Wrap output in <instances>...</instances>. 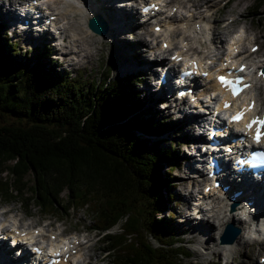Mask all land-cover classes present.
Here are the masks:
<instances>
[{"label": "clouds", "instance_id": "9594fccd", "mask_svg": "<svg viewBox=\"0 0 264 264\" xmlns=\"http://www.w3.org/2000/svg\"><path fill=\"white\" fill-rule=\"evenodd\" d=\"M94 0H0V17L15 13L20 21L8 37L31 32L49 34L47 48L57 71L82 68L110 59L113 40L105 37L88 6ZM117 10H131L138 27L119 39L143 45L138 51L153 67L147 83L159 93L168 83L175 90L158 105L165 118L200 117L186 132L206 142L182 143L180 153L191 160L166 168L172 187L185 199L173 201L176 212L159 213L158 221L175 217L177 224H210L212 231H186L172 243L191 255L177 253L181 264H264V215L242 191L229 192L232 182L245 176L264 184V14L250 17L255 0H111ZM264 13V7L261 8ZM0 37V44H2ZM34 52L31 45H27ZM62 65V68L60 67ZM118 72L112 68L110 80ZM145 81V80H144ZM144 83L138 86L144 89ZM147 95L141 91L142 99ZM177 136L181 133H176ZM225 141V142H222ZM231 164L230 170L223 165ZM227 177L229 184L222 181ZM10 191H14L10 189ZM61 196L64 194L61 193ZM178 205V206H177ZM88 205H85L87 208ZM69 209V213H74ZM31 213V214H30ZM85 224L93 218L84 209ZM128 215L103 231H88L78 216L59 218L40 214L35 201L25 211L22 200L0 202V249L3 242L16 249L13 259L30 253L29 264H109L115 250L99 251L109 235H123ZM135 234H128L131 243ZM152 247L161 244L146 233ZM2 259V255H0Z\"/></svg>", "mask_w": 264, "mask_h": 264}, {"label": "trees", "instance_id": "16d2710c", "mask_svg": "<svg viewBox=\"0 0 264 264\" xmlns=\"http://www.w3.org/2000/svg\"><path fill=\"white\" fill-rule=\"evenodd\" d=\"M263 4L256 0L255 8ZM0 37L2 200L29 190L24 206L35 201L43 214L84 209L100 231L128 215L123 235L100 241L106 244L102 252L115 250L111 264H181L177 253H190L172 248L174 229L167 217L157 220L170 210L173 193L165 169L171 170L177 152L175 144L153 139L170 121L152 119L151 108L141 103L136 88L141 72L110 80L107 70L98 81L84 83L80 76L52 70L43 45L32 59L20 55L2 23ZM148 232L167 247H152ZM128 234H135L131 243Z\"/></svg>", "mask_w": 264, "mask_h": 264}, {"label": "rangeland", "instance_id": "374dc122", "mask_svg": "<svg viewBox=\"0 0 264 264\" xmlns=\"http://www.w3.org/2000/svg\"><path fill=\"white\" fill-rule=\"evenodd\" d=\"M255 2H256V0H255ZM262 7H264V4L261 5L260 8H257V9L255 8V6L250 8L249 11H248V16L254 17V16H259V15L264 14V13L261 12V8ZM261 23L264 24V21H262ZM111 30L114 31L115 33L113 34V32L110 31V34H108V37H111L112 40H113V45H112L111 57H110L109 60H107V62L102 57L99 62H90L89 66H87V67H82V68H79V69L72 68L71 70L63 69L62 71H57L56 69H57V67L59 65V62L58 61H53V64L51 65L52 70L57 71V72H61V73L68 72L71 76H80L81 79L83 81H85L84 83H88L90 80L98 81L101 78V76L102 77L104 76V74H105V72H107V70L111 74L112 68L115 69L118 72V76H123L125 74L133 73V72H129L127 70V68H126L127 62L131 63L134 66L140 65L143 68V70L146 71V69L144 68V59H143L144 55L141 52H139L138 50H137L138 53H136L135 50H134L132 52V54L128 55L129 50L126 49L125 47L128 46L127 44L132 43V41H122V40H120L119 37L122 34H124V33H117L116 34V30H114V29H111ZM126 31L130 32L131 30L127 29ZM6 33H7V31H6ZM24 36H25V38H24L25 41H23V37H20L19 35H16L14 37H8V40H10L11 42L12 41L14 42V40L18 41V47H19L18 52L21 53L20 55L24 54V50L25 49H28L27 45H31V43H27L26 42V41H29L28 38L26 39V37L30 36V35H27L25 33ZM39 38L43 39L44 45L47 48V44L50 43L49 42L50 39H48L47 36H40ZM15 43L17 44V42H15ZM122 43L124 45H121ZM37 46L38 45H34L33 48L37 47ZM131 46H133V45H131ZM123 48H125L124 51H122ZM46 51L47 52H51V49L47 48ZM36 52H37V48L34 50V52H32V50L29 52V50H28V52H26L27 54H24V55H25L26 59H28V58L32 59V57L35 56ZM120 52H121V54H120ZM49 61H50V59H49ZM60 67L62 68V65H60ZM147 75L142 76L141 80H146ZM136 88L138 90H140L138 88V86ZM145 96H144L145 98L144 97L142 99L140 98V100H141V103L144 106H148V108H151L150 113H152V115H153L152 119H155V118H158V117L165 118L164 113L161 112L159 110V108H158L159 104H155L154 102H152V100H154L157 95L150 96L149 94H147ZM142 112H143V116H149L150 115L145 110H143ZM165 119H168L169 121L171 120L172 122H174L170 116L166 117ZM182 121L183 120H179L178 122H182ZM181 126L178 127V128L173 129L170 134L165 136V138L163 139L164 142L162 143L163 146H167L169 144V142H170V145H173V142L176 143L175 150L177 152V158H176L177 160L174 163H171V164H173V166H178L182 160H189L188 158H186L185 156H183L180 153V145L182 143L186 142V141L182 140V138L180 136L176 135V133L183 134L184 132H186L185 131V127H181ZM158 131H160V130H158ZM188 167H189V169H191V166L189 164H188ZM191 171H192V169H191ZM2 175H4V173H2ZM170 177L168 179V183H169V185H172L174 178L173 177L170 178ZM30 179L31 180L28 182V185H32V178H30ZM167 190H170V189H167ZM170 191H171V193H173L172 194V200L169 199L167 205H168V207L171 208V210L173 212H176V209L173 207V200L174 201L179 200V199L180 200L181 199L184 200V197H182L176 191V189L173 188V187H172V190H170ZM26 195H29V190H26ZM26 195H21V196H17V197H9L8 201L21 200L22 198L26 197ZM2 199H3V196L0 195V202H6V201H3ZM30 202H32V201L29 200V203H27L24 206L25 207V211H29ZM79 213H80V210H78V211H76V212H74L72 214H70L69 211H68L66 213H52L51 215L59 217V218H62V219L65 218V217H68L69 219H71L72 216H78L79 219H80V223L81 224H85L84 217L83 216H79ZM85 213L87 214L86 211H85ZM40 214L44 215L41 212H40ZM168 220H169V224L171 225V228L174 229V231H175L177 236L183 234L186 231H189L188 229L185 228L187 223L183 224V225L177 224L176 221H175V217L174 216L172 217V219H168ZM190 223H192V222H190ZM202 224H204V222H202ZM207 225L209 227V224H207ZM89 226L90 225L85 224V227L87 228V230L92 231L91 229H89ZM191 228L194 229V225L193 224H192ZM199 228H200V226H199ZM211 230H213V229L211 228ZM200 232L202 234L208 235L210 233V230L204 228V229L200 230ZM99 251H101V248L99 249ZM109 264H111V263L109 262Z\"/></svg>", "mask_w": 264, "mask_h": 264}, {"label": "bare ground", "instance_id": "6f19581e", "mask_svg": "<svg viewBox=\"0 0 264 264\" xmlns=\"http://www.w3.org/2000/svg\"><path fill=\"white\" fill-rule=\"evenodd\" d=\"M102 1H103V5H101L99 0H94V2L89 3L88 6L96 14V17L99 20L104 21L105 24L107 25L106 34L104 35L105 37H108V34H110V31L113 32V34L115 33L111 29L116 30V34H117V33H124V31L128 32V31H126L127 29L134 31L135 28L138 27L137 20L134 19V17L131 15V13H128V15H126V13L123 10H121V9L117 10L115 8L114 3L111 2V0H102ZM4 15L13 16L14 13L9 12V13H5ZM130 17H132L134 20L133 21L128 20V18H130ZM27 33H29V32H27ZM27 38L29 41L33 40V37L27 36L26 39ZM121 45H124V44L122 43ZM126 49L129 50L128 55L132 54V52L134 51L130 47H126ZM124 50H125V48L122 49V51H124ZM120 54H121V52H120ZM126 68L128 71H138L139 70V68L137 66H134L128 62L126 64ZM145 69L148 70L147 73H149L152 70V67H150L149 64H146ZM161 90H163V88ZM184 118H186V116ZM188 133H190V132H185V134H188ZM184 141H186V140H184ZM222 182L225 185L229 184L227 177ZM231 187L237 188L238 190L242 191L243 194L240 196L239 199H243L246 196L247 200L251 201L253 203V205L258 209V215L262 212V210L264 209V187L262 184H260L256 187H253V188H249L243 184H235V182H232ZM186 223H187V225L185 226V228L188 229L189 231H192V232L200 231L204 228L209 229L210 232L212 231L211 230L212 226L209 224V227H208L207 223L202 224V222H201L197 225H194V229L191 228L192 223H190V222H186ZM199 226H200V228H199ZM1 251H3L5 254L2 255V259H0V264H21L24 261V259H20V261H15L14 263H12L9 260L8 255H6L7 253H9L8 249H6L2 245ZM23 256H24V258H26L25 254Z\"/></svg>", "mask_w": 264, "mask_h": 264}, {"label": "water", "instance_id": "95a60500", "mask_svg": "<svg viewBox=\"0 0 264 264\" xmlns=\"http://www.w3.org/2000/svg\"><path fill=\"white\" fill-rule=\"evenodd\" d=\"M96 20H97L98 23L101 22V20H99L97 17H96ZM102 27H104V24H100V28L103 30V34H104L106 29L102 28Z\"/></svg>", "mask_w": 264, "mask_h": 264}]
</instances>
